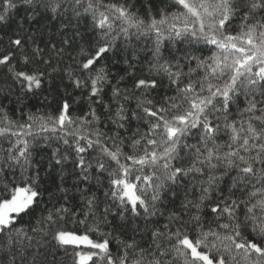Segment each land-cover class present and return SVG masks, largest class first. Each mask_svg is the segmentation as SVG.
Returning <instances> with one entry per match:
<instances>
[{
  "label": "snow or ice",
  "instance_id": "6c2138e0",
  "mask_svg": "<svg viewBox=\"0 0 264 264\" xmlns=\"http://www.w3.org/2000/svg\"><path fill=\"white\" fill-rule=\"evenodd\" d=\"M174 3L178 13L146 22L132 3L0 0V122L11 126L0 136L17 137L0 156V264H264V0ZM130 29L156 37L146 71L117 45ZM165 36L215 51L165 55ZM45 86L62 93L58 115L8 119L13 96L22 103ZM164 88L173 94L155 100ZM82 98L87 111L71 115ZM37 122L55 134L46 157L20 138L35 140Z\"/></svg>",
  "mask_w": 264,
  "mask_h": 264
},
{
  "label": "trees",
  "instance_id": "16d2710c",
  "mask_svg": "<svg viewBox=\"0 0 264 264\" xmlns=\"http://www.w3.org/2000/svg\"><path fill=\"white\" fill-rule=\"evenodd\" d=\"M105 3H114L117 5L120 4H133V10L137 12V14L140 16V18L144 19L146 22L150 19V17H156V19H160L159 10L163 9L166 13H178L180 11L179 6H177L174 3V0H105ZM151 4V11L149 13L148 11V5ZM19 14H23L22 11ZM169 22H171V16L169 15ZM119 21L117 22V25H119ZM207 23V21H206ZM55 27V24H53V28ZM167 25L163 26V29H166ZM239 23H234L232 28H230L228 31L231 33H236L239 31ZM130 33H132L130 39L126 42L124 37L121 35L120 38L117 40L118 46H124L127 47L129 51H135L138 56L139 60L137 61L138 64V72L140 71V65L143 66L144 70L146 71L148 67V61L151 59L150 50L154 47L156 37L154 34H150L147 36L144 35H136L135 29H130ZM190 37H182L178 39H168L167 36L162 40L161 48L164 50L165 55H167V52L169 50L176 51L179 50H186V49H199L202 51H197L196 55L208 57L212 54V51H215V47L213 45H207L201 40L199 43H196L193 41L192 43H188L187 41L190 40ZM211 50V51H210ZM141 75L144 74V72L140 73ZM199 75V73H198ZM5 77V70L3 68H0V85L4 84ZM214 83H222V81H214ZM167 93L168 95L173 94V89L164 88L160 89L159 91H153L151 93L152 97L157 100L161 101V96L163 94ZM75 93L73 94V96ZM45 97H47V100H45ZM62 98V93L59 91L49 93L47 87L45 86L43 89L39 90L35 95H30L23 97V102L18 103L16 102V97H12V103L6 104L5 109L7 112V116L9 120L15 121L18 124H25V123H31L28 121V115H51L56 116L58 115V108H59V101ZM67 99L72 101L73 97L69 96ZM130 107L135 106V100H131L128 102ZM71 111V115L73 116H81L87 111V105L85 99H81L78 103L73 104ZM232 116H235L237 120L240 119L238 113L233 112ZM231 119V117H230ZM0 127H11L10 125H7L6 123L0 122ZM12 131H27V129H17L12 128ZM32 132L35 136V140L32 135H25L23 137H20L21 139H27L30 142V145H34L39 143V147H32L31 150L33 151L34 155H37V158L40 156L46 157L48 154H50L51 148L46 147V145L49 144H55L57 143L55 141V134H52L50 132H41L39 130V122L35 123L33 125ZM62 135V134H61ZM52 136L53 139L47 140L44 139L45 137ZM17 137L11 135V133H5L3 136H0V156L4 155V150L9 148L11 145L9 144V141L12 143H15ZM68 139L71 141L72 137L69 136ZM229 142V136L223 128L221 129L218 137H217V143L222 145L221 151L226 150V146ZM125 152H128L129 149L127 146L124 149ZM130 163V162H129ZM136 167L134 166L129 179L134 180L136 173ZM144 174H147L148 169H144ZM140 187V185H138ZM259 187V185H257ZM178 191H180L178 189ZM196 194H198V187L195 190ZM182 195V191L180 192ZM243 210V209H242ZM208 209H205V223H213L212 217L209 216ZM63 227L68 230L75 232L77 234H85V228L83 225L79 224H73L72 222H67L63 225ZM223 231V230H221ZM90 236L91 239L97 242H102L104 237L102 235H99L95 232H89L86 233ZM121 239L127 240L129 239V235L127 233L121 235ZM139 240L140 237H137ZM146 239V237H145ZM143 243V241H141ZM117 243L109 238V248L110 251L115 255L117 251ZM85 252L88 251H97L93 249H88L85 247H81L80 249ZM95 261V258H94Z\"/></svg>",
  "mask_w": 264,
  "mask_h": 264
},
{
  "label": "rangeland",
  "instance_id": "374dc122",
  "mask_svg": "<svg viewBox=\"0 0 264 264\" xmlns=\"http://www.w3.org/2000/svg\"><path fill=\"white\" fill-rule=\"evenodd\" d=\"M81 247H83V246H81ZM86 248V247H85Z\"/></svg>",
  "mask_w": 264,
  "mask_h": 264
}]
</instances>
